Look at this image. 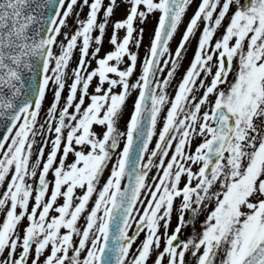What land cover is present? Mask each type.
Instances as JSON below:
<instances>
[{
    "label": "snow or ice",
    "instance_id": "snow-or-ice-1",
    "mask_svg": "<svg viewBox=\"0 0 264 264\" xmlns=\"http://www.w3.org/2000/svg\"><path fill=\"white\" fill-rule=\"evenodd\" d=\"M78 2L0 0V264H187V253L195 264H264V0H200L174 53L193 0H120L127 15L102 57L117 0H82L86 19L76 12V30L58 41ZM156 12L133 81L144 35L135 23Z\"/></svg>",
    "mask_w": 264,
    "mask_h": 264
},
{
    "label": "rangeland",
    "instance_id": "rangeland-1",
    "mask_svg": "<svg viewBox=\"0 0 264 264\" xmlns=\"http://www.w3.org/2000/svg\"><path fill=\"white\" fill-rule=\"evenodd\" d=\"M80 3H82V0H79L77 6L75 7V9L73 11L72 16H70L68 18L67 27H64V28L61 29V35L58 37V41H63L65 39L64 33H68V35L70 37L71 34L76 30V28H77L76 12L80 13L79 18L81 20L86 19V16H87V13H88L89 9L87 7H84L83 10H81L80 9ZM89 3H91V0H89ZM117 3H118V6L114 9V14L110 18L109 26L106 29L105 41H104V44H103V47H102L101 53H100L101 57L107 51L112 50L111 49V45L107 42L108 37H110L111 34H112V26H111L112 22H115L117 20H122L127 15L126 6L123 3H121L120 0H117ZM199 3H200V0H193V3L188 8V10L186 12V15L184 16L181 25L178 27V30H177V33L174 36V39L170 42V49H171V51L173 53H174L176 47L178 46V43H179V41H180V39H181L185 29H186L187 23L189 22L190 18L193 16V14L196 11ZM106 5H107V0H105V6ZM233 11H234V9H233ZM101 16H102V12H101ZM158 17H159V13L156 12V13H153V14L149 15V17L147 18V20L143 24H140L139 21H137L135 23V27L137 29H139L141 27L144 29V35H143V42H142L140 48L138 50L135 49V48L132 49L133 51H138L139 58H140V60L138 61L136 72H135V74H134V76L132 78L133 81L140 75V63L142 62V60H143V58H144V56L146 54V51H147V49L150 46V42H151V39L153 38L154 30H155V27H156L157 22H158ZM224 23H225V26H226L227 20ZM200 28L201 29L203 28V22H201ZM223 31H224L223 27L221 29H219V31L216 34V38H219V36L223 33ZM95 34L96 33H94V35ZM123 35H124V31L122 30V31H120L119 36L123 37ZM134 35H135V33H134ZM199 35H200V33L197 32L195 37L192 38L190 43L187 44V51H186V54L184 55L183 61L179 65L178 71L176 72V74H175V76H174V78L172 80V83H171L170 87L168 88V92L170 94H172V95H174V92H175V89H176L178 83L181 81V78L185 74L186 69L190 65V62H191V60H192V58L194 56V53H195V50H196V47H197V41L199 39ZM54 51L58 52L59 50L54 48ZM79 55H80V53H79V50L77 49L75 51V53H74L72 61L70 62L69 75L71 74L70 70L72 68L76 67V64H77V62L79 60ZM92 67L93 68L96 67V63H95L94 60L92 61ZM167 70L168 69L166 68L165 72L162 75H166L167 74ZM71 82H72L71 78H69L67 83L70 84ZM94 88H95V82L91 86L90 91L94 90ZM137 94L138 93L133 92L132 95L130 96V98L128 99V101L126 102V106L123 109V116H122V118L120 120V125H119L121 131H125L126 130V123H127L128 119L130 117V114H131L132 110H133V104H134V101L136 99ZM66 95H67V88L65 89V91L63 93V96L66 97ZM52 99H53V94H52L51 91H49L47 93L46 99H45V101H44V103L42 105V111H41V116H40L41 119L44 118V112L49 107L50 103L52 102ZM86 103H87V100H86ZM94 130L97 133H100V132L104 131L103 128L95 127V126H94ZM198 142L199 141H195L193 143V150H194V148L196 146V143H198ZM153 146H154V142H153ZM122 147H123V142H121V144H120V148H122ZM46 154H47V150H46ZM72 159H73V157L70 155L69 158H68V162L70 163L72 161ZM114 159H115V157H114ZM110 168H111V165H109V170H110ZM109 170H106L104 172L103 179L101 180V184H103V182L107 180V178H108V176L110 174ZM153 171H155V170H153ZM49 179H52L51 174L49 175ZM175 204L178 206L180 204V201L177 200L175 202ZM211 208H212V206H210L207 211H202L201 214L196 219V221H195V232L196 233H199L201 231V223L205 220L208 212L211 211ZM187 218H188V214L186 213L185 214V219H187ZM0 219H2V217H0ZM26 223H27V221L25 220L24 223L21 224V226H20L21 230L23 229V227H24V225ZM81 223H83V222L81 221ZM177 223H178V213H177V211L174 210L173 213H172V216H171V224H170V227L168 229L169 234H171V232L176 228ZM192 232H193V228L191 226L183 228L182 231H181V234H180V239L181 240L186 239ZM160 233H161V235H163V227H161ZM21 234H22V232H21ZM130 234H131V232H130ZM143 239H144V234L142 233L141 236L139 237V239L133 245V251H135V249L140 245V242ZM163 246H164V244H163V240H162L161 241V250H162ZM155 255H156V253L152 254V260L155 259ZM185 259H186L187 264H195V260L191 256V253H187ZM150 264H151V261H150ZM165 264H166V261H165Z\"/></svg>",
    "mask_w": 264,
    "mask_h": 264
},
{
    "label": "water",
    "instance_id": "water-1",
    "mask_svg": "<svg viewBox=\"0 0 264 264\" xmlns=\"http://www.w3.org/2000/svg\"><path fill=\"white\" fill-rule=\"evenodd\" d=\"M0 132H3V129H0Z\"/></svg>",
    "mask_w": 264,
    "mask_h": 264
}]
</instances>
